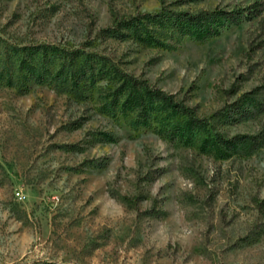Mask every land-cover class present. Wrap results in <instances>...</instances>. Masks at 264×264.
Returning a JSON list of instances; mask_svg holds the SVG:
<instances>
[{"label":"rangeland","instance_id":"374dc122","mask_svg":"<svg viewBox=\"0 0 264 264\" xmlns=\"http://www.w3.org/2000/svg\"><path fill=\"white\" fill-rule=\"evenodd\" d=\"M253 1L0 0V264H264V143H247L264 114H219L264 84L246 55L257 20L207 39L168 16L103 31ZM140 96L152 116L135 125Z\"/></svg>","mask_w":264,"mask_h":264},{"label":"trees","instance_id":"16d2710c","mask_svg":"<svg viewBox=\"0 0 264 264\" xmlns=\"http://www.w3.org/2000/svg\"><path fill=\"white\" fill-rule=\"evenodd\" d=\"M168 16L173 21L175 29L181 31V34H190L193 29L201 27L202 32L198 33L200 39H207L214 35L220 34L222 28L240 23L241 21H255L256 27L252 30L249 49L246 53L247 58L252 62L253 67L264 66V0H255L249 4H237L233 9L214 8L201 9L197 12L190 10L176 11L173 9H164L161 12H145L139 16L131 18L115 19L113 25L103 31L110 36L124 39L128 32L124 29L133 28L135 32L144 31L142 21L148 23H157ZM217 23L218 26H214ZM127 82L133 87L143 89L144 92L152 99H158L165 106H171L175 110L185 114L191 122L199 125L206 124L205 119H201L196 114V108L188 106L183 100L177 98L176 93L167 92L161 87L150 82L147 78H139L130 74H124ZM37 82H42L40 77L35 78ZM138 105V118L134 121L135 125H141L143 122L148 123L151 118L147 110V102L143 97L134 99ZM222 117L228 122L241 121L264 114V84L259 85L240 95L234 103L226 106L219 111ZM247 143L250 151L259 148L264 143V130L248 136Z\"/></svg>","mask_w":264,"mask_h":264},{"label":"built area","instance_id":"2783aa9c","mask_svg":"<svg viewBox=\"0 0 264 264\" xmlns=\"http://www.w3.org/2000/svg\"><path fill=\"white\" fill-rule=\"evenodd\" d=\"M17 197L23 200L25 198V195L22 192H17Z\"/></svg>","mask_w":264,"mask_h":264}]
</instances>
